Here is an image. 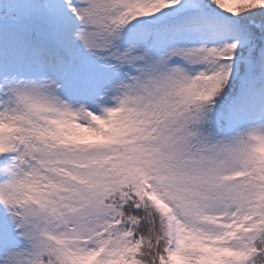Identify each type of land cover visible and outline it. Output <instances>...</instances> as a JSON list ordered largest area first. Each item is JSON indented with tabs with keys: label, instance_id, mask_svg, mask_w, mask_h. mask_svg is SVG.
Listing matches in <instances>:
<instances>
[{
	"label": "snow or ice",
	"instance_id": "6c2138e0",
	"mask_svg": "<svg viewBox=\"0 0 264 264\" xmlns=\"http://www.w3.org/2000/svg\"><path fill=\"white\" fill-rule=\"evenodd\" d=\"M0 264H264V0H0Z\"/></svg>",
	"mask_w": 264,
	"mask_h": 264
}]
</instances>
